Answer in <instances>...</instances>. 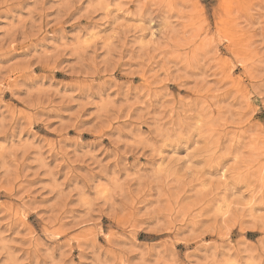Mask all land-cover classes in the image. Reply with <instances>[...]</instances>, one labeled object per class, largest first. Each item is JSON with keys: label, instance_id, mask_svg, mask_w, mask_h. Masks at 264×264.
<instances>
[{"label": "rangeland", "instance_id": "rangeland-1", "mask_svg": "<svg viewBox=\"0 0 264 264\" xmlns=\"http://www.w3.org/2000/svg\"><path fill=\"white\" fill-rule=\"evenodd\" d=\"M0 264H264V0H0Z\"/></svg>", "mask_w": 264, "mask_h": 264}]
</instances>
